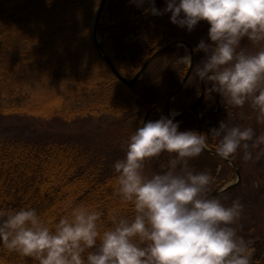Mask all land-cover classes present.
Segmentation results:
<instances>
[{"label": "trees", "instance_id": "1", "mask_svg": "<svg viewBox=\"0 0 264 264\" xmlns=\"http://www.w3.org/2000/svg\"><path fill=\"white\" fill-rule=\"evenodd\" d=\"M100 2L0 0V118L20 122L10 134L0 132V207H33L45 220L55 223L72 206L83 202L103 211L102 223L106 227L111 226L112 211L134 215L132 206L123 202L115 191L114 163L106 161L103 153L89 144L90 140L62 132L49 137L28 124L37 122L44 124L43 128L79 127L95 120H112L119 126L118 135L126 146L124 157L128 139L134 133L131 129L139 122L142 124L144 114L151 111L147 121L164 115L160 110H166L167 100L186 74V65L177 62L183 48H174L154 60L146 69L150 70V80L141 88L125 87L111 74L93 45L92 27ZM155 4L163 9L166 0H155ZM148 6L145 3L138 7L133 0H107L99 20L100 45L127 80L150 56L166 46L164 26L171 13L153 15L145 12ZM200 41L190 43L193 51ZM195 62L196 58L187 83H195L192 94L196 102L201 80ZM163 76L167 78L165 82L160 80ZM207 89L205 84V98L198 107L199 111L209 112L201 120L202 125L205 120L212 123L225 119L222 114L226 107L221 104V98L218 113H213L216 97L206 103ZM196 120L192 112L175 118L181 131L186 130L183 121L197 124ZM216 143L209 134V149L213 152ZM230 161L238 165L234 159ZM259 196L246 194L241 200L245 207L239 234L252 242V264H264V255L259 258L262 260H255L261 251L259 242L253 240L256 226L245 218L253 212L246 209L257 204ZM0 261L38 264L32 257L9 251L2 244Z\"/></svg>", "mask_w": 264, "mask_h": 264}, {"label": "clouds", "instance_id": "2", "mask_svg": "<svg viewBox=\"0 0 264 264\" xmlns=\"http://www.w3.org/2000/svg\"><path fill=\"white\" fill-rule=\"evenodd\" d=\"M133 2L147 3L145 12L153 15L170 12L171 22L188 31L207 21L210 42L202 39L194 49L205 53L197 77L227 105L248 104L264 122V48L241 47L245 38L264 42V0H166L163 9L155 0ZM177 62L191 67V52ZM176 115L142 123L129 137L124 158L113 165L115 191L132 206L133 216L112 211L106 227L103 211L83 202L55 223L33 207H0V244L38 264H252V242L239 234L245 205L240 198L223 203L212 194L211 171L190 166L209 149V133L179 130ZM210 135L222 159L244 149L243 159L253 160V151L264 144V134L257 136L253 127L225 121ZM164 152L170 154L167 170L147 173L146 161Z\"/></svg>", "mask_w": 264, "mask_h": 264}, {"label": "rangeland", "instance_id": "3", "mask_svg": "<svg viewBox=\"0 0 264 264\" xmlns=\"http://www.w3.org/2000/svg\"><path fill=\"white\" fill-rule=\"evenodd\" d=\"M170 16L167 17L164 26V38H166L165 45L176 40H183L188 43H195L198 39L200 40L203 39L205 41L210 42L208 37V30L210 25L208 24L207 21H203V20L200 21L192 31H188L186 26L182 28L172 23L170 20ZM96 39L99 43L101 42V35L98 32L96 33ZM241 47L245 48L249 52H256L261 48H264V42L255 43L245 38L241 43ZM186 51L188 52L186 48H183L182 56L186 54ZM204 56L205 53L203 51L197 52L194 57L196 58L195 65L200 63L201 60L204 58ZM149 74H150V70L145 71V73H143L142 76L140 77L141 80L136 82L137 84H135L136 86L134 87L136 89L141 88L145 84V82L150 80ZM160 80L162 82H165L167 78L163 76V79L160 78ZM190 82L187 83L185 89L181 93V96L173 100L174 106L170 107V111H169L170 116L173 112L178 113L182 109H186L188 106L192 105L195 102V98L193 97L192 94V91H194L193 88H195V83L194 82L190 83ZM205 84L207 85V88L211 87L210 84L206 82ZM215 97H216V92L207 91L208 101L206 103H208L211 100H215ZM220 98H221V104L224 107H226V110L222 114V117L225 119L223 120L218 119L216 121H213L212 123L208 122V120L207 121L205 120V122H203V125L201 124V129L203 128L204 133L208 132L210 134V129H212L213 127L218 128L220 122L225 121L226 123L229 124V126H233V125H239L241 127L251 126L254 128L257 136L264 134V122L257 120L256 118L257 113L248 104H246L243 108L234 107L231 105H227L223 101L222 96H220ZM227 107L231 110H229ZM165 112H166L165 108L160 110V113L162 115L164 114L163 116L167 115L165 114ZM198 112L201 120L209 113L207 110H202V111L198 110ZM147 114L144 115L146 116ZM129 121L132 122L131 119ZM7 122L8 121H3L0 118V132L7 131L5 135L10 134L11 133L10 130H15L16 126L20 125L18 124L20 122L17 120L9 121L8 123ZM99 122L97 120L92 122H86L83 123V126H79V127L46 126V128H43L44 124H38L37 122H29L28 124L32 128H35L37 132L41 131L42 133L45 132L49 134V137H53V135L57 132H62V133H73V136H77V138L84 141L90 140L89 144H92V146L95 149L102 152L103 153L102 155L107 158L106 161L115 163L114 161L124 158L123 155L125 153L124 151L126 147L125 144L123 143V138L118 135L120 133L119 126L116 123L114 124L113 123L114 121L112 120L108 122H103L102 120H100ZM182 125H184L186 130L197 129V124L193 123V121H189V122L183 121ZM6 126L9 127L6 128ZM139 126H141L140 122L135 128L131 130L135 132V130ZM85 135H89V136H85ZM244 151H245L244 149L238 150L234 158V161L238 162V165H236V167L239 170V175L241 179L239 185L232 190L223 192L221 193V195L218 194L216 196H218L221 199V201L226 205H230L232 201L235 200L236 198H240V200H242L243 199L242 197L246 194L260 195L257 198L258 203L256 202L257 204H253L250 209H246L250 211L253 210V212H251V214L245 218L250 219L256 226V229H254L253 232V238H254L253 240L259 242L258 249L261 248V251H259L258 259L255 258V260H262L259 258H262V255H264V144H261L259 148L253 151V160L245 161L243 159ZM206 154L207 153L205 152L198 157L192 158L190 160V166L196 171H205V170L211 171V173L216 178L215 183L212 186L213 191L214 189L217 190L219 188L226 187L236 182L235 169H233L231 165L229 164L226 165L221 161L220 158L217 157L208 158L207 157L208 154L207 155ZM257 155H259L258 160L255 159ZM169 159H170V154L167 152L162 153L158 157H153L148 160L149 162L147 166H145V171L149 174L166 171L167 168L169 167Z\"/></svg>", "mask_w": 264, "mask_h": 264}, {"label": "water", "instance_id": "4", "mask_svg": "<svg viewBox=\"0 0 264 264\" xmlns=\"http://www.w3.org/2000/svg\"><path fill=\"white\" fill-rule=\"evenodd\" d=\"M107 0H101L99 8L97 10V13L95 15V19L93 22V27H92V40H93V45L95 50L100 54V56L102 57L104 63L106 64V66L108 67L109 71L111 72V74L120 82L122 83L125 87L132 89L136 82L138 81V79L142 76V74L145 72V70L148 68V66L154 61L156 60L160 55L174 49V48H179V47H183L186 48L188 50V52H191L192 55V66L188 67L187 66V70H186V74L184 76V78L182 79V81L180 82V84L178 85V87L175 89V91L171 94L170 98L167 100V105H166V112L167 115L170 116L169 111H170V107H171V103L172 101L176 98V96L182 91V89L184 88V86L186 85L187 81L189 80L193 68H194V51L192 46L183 40H177L174 42H171L170 44L164 46L163 48H160L159 50H157L152 56H150L145 62L144 64L141 66V68L138 70V72L133 76L132 79L127 80L125 79L123 76L120 75V73L117 71V69L115 68V66L113 65V63L111 62V60L106 56L104 50L102 49L100 43L97 41L96 39V33H97V28H98V24H99V20L100 17L103 13V10L105 8ZM200 85H201V93L200 96L198 98V100L188 106L185 110L178 112V115L175 116V118H179L187 113H194L197 117V130L198 132L202 133V129H201V118L200 115L197 113V108L199 107V105L201 104V102L203 101L204 97H205V86H204V81H200ZM219 96L220 94L217 93V98H216V102H217V110L214 111L213 113H218V100H219ZM150 113V112H149ZM149 113L145 116L143 123L147 122V118L149 116ZM208 155L211 156H215L218 157L220 159H222L221 157H219L216 152H213L211 150H206L205 151ZM224 162H226L227 164L231 165L233 169H235V173H236V182H234L231 185H228L226 187L223 188H219L217 190H214L212 192L213 195H218L221 194L223 192L232 190L234 188H236L239 183H240V175H239V170L237 169L236 165L232 164V162L228 159H222Z\"/></svg>", "mask_w": 264, "mask_h": 264}]
</instances>
